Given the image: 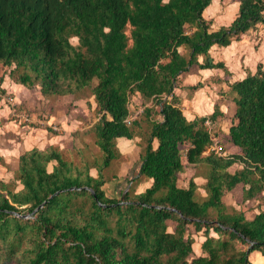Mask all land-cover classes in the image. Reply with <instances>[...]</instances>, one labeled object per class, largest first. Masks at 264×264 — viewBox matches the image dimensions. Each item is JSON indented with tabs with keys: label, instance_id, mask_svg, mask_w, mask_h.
<instances>
[{
	"label": "trees",
	"instance_id": "obj_1",
	"mask_svg": "<svg viewBox=\"0 0 264 264\" xmlns=\"http://www.w3.org/2000/svg\"><path fill=\"white\" fill-rule=\"evenodd\" d=\"M211 1L0 0L1 75L44 98L82 99L89 90L99 115L86 132L99 150L92 162L77 166L56 146L33 148L18 158L12 180H0L5 262L17 254L25 264H251L253 252L264 258V210L248 219L222 199L240 188L242 203H264V58L228 84L227 133L212 132L220 103L189 120L175 94L181 76L230 75L212 58L213 46L226 48L258 28L264 34V0H239L233 21L214 31L205 19ZM132 97L149 105L130 120ZM212 137L222 155L210 150ZM134 138L140 150L131 185H150L107 197L105 174L121 157L117 140ZM199 167L204 197L194 178L178 185L181 174ZM24 215L31 218H18ZM11 226L18 244L8 239ZM188 226L203 231L204 256L194 257Z\"/></svg>",
	"mask_w": 264,
	"mask_h": 264
},
{
	"label": "rangeland",
	"instance_id": "obj_2",
	"mask_svg": "<svg viewBox=\"0 0 264 264\" xmlns=\"http://www.w3.org/2000/svg\"><path fill=\"white\" fill-rule=\"evenodd\" d=\"M239 0H221L219 9L215 13H209L211 7L207 8L205 15L206 21L211 23L210 30H217L221 26H228L237 14V4ZM262 29L254 30L248 35L241 37L239 41H235L231 46L227 48L215 47L213 50V57L218 61L225 60L227 69L231 72L240 71V66L247 64L246 43H251L254 40L256 47H260L262 44L261 37ZM73 44H76V39L71 40ZM238 48L242 49V54L238 53ZM258 48L256 52H258ZM257 54V53H256ZM224 62V61H223ZM244 69V68H243ZM223 79L230 78L224 76L222 71H215L210 74L200 75L198 72L191 73L189 75L181 76L177 83V96L181 99L182 111L186 117H190L192 114V108H197L196 105H202V101H205L202 105L203 112L206 108H212L214 100L226 101L227 114H230L231 103L227 102L228 89L222 84V78L219 80L218 75ZM2 77V78H1ZM200 84L202 87L194 90V86ZM82 99L72 96H65L61 98H44L39 89L34 87L30 90L21 89V87L15 85L7 76H3L0 73V155L3 156L4 163L0 164V180L9 181L13 178V173L17 168L18 158L26 151L25 140L27 139V129H41V133L45 136L56 137V143L51 146H56L62 149L66 157L77 166H81L84 160L92 162L99 157V150L94 145L93 133L86 132L92 128V126L99 119L97 110L94 103H92V97L89 94V90L81 95ZM195 97V98H194ZM47 101H46V100ZM82 100V101H80ZM198 103V104H197ZM149 105L145 104L142 99L138 97H132L130 104V111L133 116H137L141 113L143 108ZM197 110V109H195ZM20 115L28 116V121H24ZM229 124V120H224L221 125L213 126L212 132L219 134L226 130ZM49 126H57V131H53ZM45 130V131H44ZM47 140L43 142L38 150H43L45 147H49ZM131 151L129 158H119V161L112 162L106 172V176L110 178L108 182L115 183L119 178L113 179V176L119 174L120 181L116 182L121 184L119 187H115L114 193L110 194V197L117 199L123 192L129 191L130 195L136 192V184L132 183L137 173V164L139 160V154ZM227 153L234 152V149L227 145ZM234 168V167H233ZM233 168L231 171H233ZM51 166H48V170ZM204 169L199 167L197 169H188L181 174L178 179V185L180 187H186L187 181L190 178H194L196 184L199 186L197 190L198 196L204 197L205 192L201 188L204 183V179L201 177H195L196 174L203 176ZM92 176H96L94 170L90 171ZM145 180H141L138 184L142 185ZM149 185V184H148ZM106 186V185H105ZM20 187H17L19 189ZM114 188V187H113ZM112 190V188H111ZM111 190H108L109 192ZM223 203L227 208H234L237 211H241L248 219L258 212V209L264 210V203L259 201L243 202L241 201L240 188H237L230 194H226L223 198ZM20 219H29L31 215L19 216ZM172 224H169L168 231H171ZM189 233L191 234L194 242L192 244L194 257L204 256L200 246L205 240L203 231L195 232L192 226H188ZM10 236L8 237L14 244L20 243V237L14 236L15 227L11 226ZM213 237L216 234L211 233ZM26 238V237H25ZM25 238L21 244L19 252H22V245H24ZM5 255L4 247L0 243V264H25V260L19 254L8 262L3 260ZM251 264H264V259L258 252H253L250 256ZM5 262V263H4Z\"/></svg>",
	"mask_w": 264,
	"mask_h": 264
},
{
	"label": "crops",
	"instance_id": "obj_3",
	"mask_svg": "<svg viewBox=\"0 0 264 264\" xmlns=\"http://www.w3.org/2000/svg\"><path fill=\"white\" fill-rule=\"evenodd\" d=\"M219 5H220V1L219 0H212L211 1V4L209 5L210 7H211V11L209 12V13H215L216 11H218V9H219ZM209 6H208V8H209ZM207 11V10H206ZM208 12V11H207ZM207 14V13H206ZM261 37H262V44H261V46L258 48V47H256V45L254 44V40H252V42L251 43H246L245 45H246V48H247V50H246V54H247V60H248V63L247 64H245L244 65V67H243V65H241L240 66V71H235L234 73L233 72H231V70H230V73L232 74L231 75V77L230 78H226V79H223V77L221 76L222 74H216V75H218V78H219V80H221L220 78H222V84L224 85V86H226L227 87V89H228V99H227V102H230L231 103V99L233 98V94H231L230 92H229V87H228V84H230V83H233V82H235V81H239V80H242L245 76H246V72L247 71H251V72H254L255 71V68H256V65L258 64V63H263V58H264V34H263V32H261ZM235 41H233L229 46H231L233 43H234ZM237 42V41H236ZM228 46V47H229ZM215 47L216 46H213L211 49H210V54H211V56H212V58L214 59V61L215 62H217L218 60L217 59H215L214 57H213V55H212V53H213V50L215 49ZM227 48V47H226ZM258 48V52H256V49ZM238 53L239 54H242V51H243V48L242 49H239L238 48ZM257 53V54H256ZM224 61V62H223ZM222 62L225 64V66L226 67H228L227 66V64H226V62H225V60H223L222 59ZM244 68V69H243ZM215 71H219V70H200V71H198V73L200 74V75H203V74H210V73H212V72H215ZM228 71H229V69H228ZM20 87V86H19ZM21 89H25V88H23V87H21ZM26 90V89H25ZM177 90V89H176ZM176 90H175V94L176 95H178L177 93H176ZM65 97V96H64ZM57 98H61V97H57ZM195 98V97H194ZM46 100V99H45ZM47 101V100H46ZM80 101H82V100H80ZM216 102H218V103H220V105H219V108H220V111H221V113H222V115H221V117H219L218 118V120L214 123V125L213 126H218L219 127V125H221L222 124V122L224 121V120H227V118H228V120H229V124H228V126H227V128H226V130H222V131H224L225 133H227L228 132V128L230 127V125H231V116H232V113H233V109H232V104H231V107L229 106V109L231 110V112H230V114H227V111H228V109H226L227 107V104L224 102V101H222V100H214V103H216ZM92 103H94V101L92 100ZM204 103H205V101H202V105H204ZM198 104V103H197ZM95 105V104H94ZM202 105H200L199 106V104L198 105H196V107L197 108H192L193 110H192V114H190V117H187V119H189V120H192L193 118H195V117H202V116H207V115H210L211 113H212V111H213V105H212V108L210 109L209 107H207L206 108V110H205V112H203V107H202ZM195 109H197V110H195ZM50 127V126H49ZM27 131V133H26V135H27V139L25 140V147H26V151H28V150H31V149H33V148H37V149H39L40 148V146L43 144V142H45L46 140H47V142L49 143V145L51 146L53 143H56V141H57V139H56V137L54 136V137H50V136H45L44 135V133H41L42 131H41V129H27L26 130ZM45 131V130H44ZM138 142H139V139L138 138H134V139H132V140H126V139H118L117 140V148H118V150H119V152H120V154H121V157L120 158H129V156L131 155V151H134L133 149H132V146H134L135 147V149H136V152L139 154V150H140V148H139V146H138ZM45 149H46V147H45ZM234 149V148H233ZM44 150V149H43ZM235 150V149H234ZM25 151V152H26ZM1 156V155H0ZM2 158H3V156H2ZM138 165V164H137ZM122 171H124L123 172V174H119V175H117L116 177L117 178H119V180L118 181H120V177H124L125 176V172H126V169L125 170H122ZM120 175H124V176H120ZM118 181H116V182H118ZM110 183V182H108V183H106L104 186H103V189H104V191H105V193H106V195H107V197H110V194L111 193H114L115 191H114V189H115V187H119L121 184H118V183ZM150 185V181H146V182H144L142 185H138L137 186V188H136V192H135V194H140V193H142L149 185ZM114 187V188H113ZM111 188H112V190H111ZM108 190H111L110 192L108 191ZM111 198V197H110ZM264 259V258H263ZM264 263V262H263Z\"/></svg>",
	"mask_w": 264,
	"mask_h": 264
},
{
	"label": "built area",
	"instance_id": "obj_4",
	"mask_svg": "<svg viewBox=\"0 0 264 264\" xmlns=\"http://www.w3.org/2000/svg\"><path fill=\"white\" fill-rule=\"evenodd\" d=\"M18 117H23L24 121H28V116H18ZM135 116H132L131 118H129L130 120L133 119ZM126 122L128 123L129 120H126ZM207 125H210L209 121L206 122ZM211 127V126H210ZM50 128H52L53 131H57V126H50ZM210 150L213 151L214 153L218 154V155H222V149H221V145H220V141L215 138L212 137V145L210 147Z\"/></svg>",
	"mask_w": 264,
	"mask_h": 264
},
{
	"label": "water",
	"instance_id": "obj_5",
	"mask_svg": "<svg viewBox=\"0 0 264 264\" xmlns=\"http://www.w3.org/2000/svg\"><path fill=\"white\" fill-rule=\"evenodd\" d=\"M85 189L88 190V191H90V192L93 194V196L95 197V194H94V192H93L91 189H89V188H85ZM43 204H44V202H43L40 206H38V207L33 211V213H34L36 210L42 208Z\"/></svg>",
	"mask_w": 264,
	"mask_h": 264
}]
</instances>
